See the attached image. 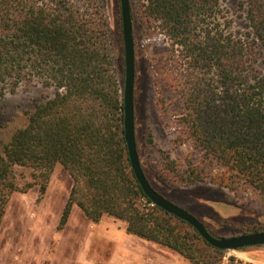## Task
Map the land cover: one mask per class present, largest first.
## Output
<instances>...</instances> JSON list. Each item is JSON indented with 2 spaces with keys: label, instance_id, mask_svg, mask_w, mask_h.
Returning a JSON list of instances; mask_svg holds the SVG:
<instances>
[{
  "label": "trees",
  "instance_id": "trees-1",
  "mask_svg": "<svg viewBox=\"0 0 264 264\" xmlns=\"http://www.w3.org/2000/svg\"><path fill=\"white\" fill-rule=\"evenodd\" d=\"M135 2L140 23L167 43L146 62L157 74L154 106L163 116L176 104L174 143L191 139L200 152L178 161L159 150L161 175L176 187L215 182L264 195V0L239 2L242 31L230 30L220 0ZM35 83L54 94L2 144L0 223L11 193L36 184L44 192L60 164L72 179L60 227L76 205L93 222L124 221L127 233L189 264H258L233 254L224 263V250L142 191L124 139L117 51L95 0H0V95ZM211 165L224 172L213 175ZM16 167L29 168L33 183L20 187Z\"/></svg>",
  "mask_w": 264,
  "mask_h": 264
},
{
  "label": "rangeland",
  "instance_id": "rangeland-1",
  "mask_svg": "<svg viewBox=\"0 0 264 264\" xmlns=\"http://www.w3.org/2000/svg\"><path fill=\"white\" fill-rule=\"evenodd\" d=\"M130 1L132 35L134 43V131L136 147L142 169L150 184L164 197L186 209L217 237L264 231V195L250 188L240 187L235 194L226 186L215 182L198 183L189 187H176L159 171V150L168 151L178 161L188 152L195 158L200 152L191 139L179 144L176 121L180 111L170 104L166 115L155 108L158 94L157 74L147 68L146 62L156 53L165 50L167 43L161 34L148 30L138 18L135 0ZM243 0H220V8L231 24L230 30H243ZM103 13L110 40L117 51V76L123 87L124 60L122 24L118 0H95ZM82 2H78V5ZM54 94L52 87L41 83L19 86L14 93L0 95V155L2 144L13 132L27 122L28 113L38 102ZM172 102L170 92L166 94ZM151 135L153 144L147 139ZM213 175L224 172L218 165L208 167ZM20 187L33 183L31 170L16 167ZM72 179L60 164L51 171L44 192L38 184L26 192L15 191L9 195L5 213L0 223V264H189L178 253L159 244L146 241L126 232V223L109 215L93 222L73 205L63 226H59L67 201ZM126 228V227H125ZM243 260L264 264V245L226 252ZM169 264V263H168Z\"/></svg>",
  "mask_w": 264,
  "mask_h": 264
},
{
  "label": "water",
  "instance_id": "water-1",
  "mask_svg": "<svg viewBox=\"0 0 264 264\" xmlns=\"http://www.w3.org/2000/svg\"><path fill=\"white\" fill-rule=\"evenodd\" d=\"M120 5V16L122 24L123 41V129L124 139L127 146V153L134 175L152 204L159 206L165 211L179 217L195 228L202 238L210 245L224 250L225 252L235 251L247 247L264 245V231L243 233L233 236H213L205 228L204 224L186 209L180 207L159 193L148 181L142 169L136 147L134 131V81H135V60L134 43L132 35V16L129 0H118Z\"/></svg>",
  "mask_w": 264,
  "mask_h": 264
},
{
  "label": "crops",
  "instance_id": "crops-1",
  "mask_svg": "<svg viewBox=\"0 0 264 264\" xmlns=\"http://www.w3.org/2000/svg\"><path fill=\"white\" fill-rule=\"evenodd\" d=\"M125 227H126V226H125ZM125 227H124V229L126 230ZM149 242H150V241H149ZM150 243H151V242H150ZM163 260L166 261V262H164L165 264H168V263H169V264H172V263H173V260H171V258H169V257H168V258L165 257V258H163Z\"/></svg>",
  "mask_w": 264,
  "mask_h": 264
}]
</instances>
